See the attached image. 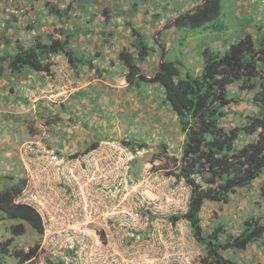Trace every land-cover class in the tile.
<instances>
[{
  "label": "rangeland",
  "instance_id": "1",
  "mask_svg": "<svg viewBox=\"0 0 264 264\" xmlns=\"http://www.w3.org/2000/svg\"><path fill=\"white\" fill-rule=\"evenodd\" d=\"M201 1L140 0L139 3L136 2L137 8L141 10L134 18L136 26L147 34L149 40L153 35L160 40L155 42L153 39L150 40V44H155V52L147 61L151 65L147 71L148 75H153L157 71L158 64L163 58L178 64L184 72L201 73L203 64L199 55L205 47L210 46L219 52H225L231 43L239 40L244 34L251 33L257 37L260 32L259 27L264 32V0H220L221 16L218 19L192 29L178 28L173 24L180 13L193 9ZM119 4H121L119 0H0V54L3 48L2 39L19 40L29 46L36 37H41L45 41L49 34L58 37L55 29L65 26L71 29V32L73 28V31L80 32L72 38V45L87 58L91 59L95 54L98 55V58L95 59V56L92 61L99 68L97 72L85 66L80 68L79 72H75L65 57L57 56L51 58L54 67L49 74L29 72L22 78L19 77L20 79L9 74L0 78V95L9 96L10 86L15 83L22 88L27 98V103L21 105L0 99V192L21 181L22 167L16 156L17 149L33 140L31 135L16 132V129L20 130L21 123L22 126L26 125L32 119L27 117L26 113H54L52 117L55 123L61 118L57 113H66V109L67 113H92V115L100 113L98 121L103 117L108 119V126L113 132L112 138L107 137L103 134L104 131L99 129L96 133L93 132L98 137L89 136L88 142L116 138L123 141L129 136L128 139L135 138L134 141L149 145L150 153L145 157L161 160L164 169L174 168L162 154L161 148L166 147L170 156L180 157L184 137L176 113L163 103V89L155 84L120 88L127 82L126 69L119 62L118 54L125 48L134 51L133 38L122 18L115 19L114 24H110L107 28L101 23L104 16ZM50 5L58 6L61 11L70 6L69 16L60 21L49 13ZM128 5V1L123 2L125 9ZM144 11L147 14H144ZM158 13L159 15L162 13V16L153 22V15ZM169 24L170 26H167ZM109 30H114L117 35L113 40L110 39V42L108 40L105 43L99 33ZM2 31L5 32V38ZM87 31L94 32L92 35L96 37H91ZM86 83L88 85L84 88L83 85ZM88 90L94 97V101H91L93 109L76 105L74 100L81 95V91ZM231 92L237 94L238 88L234 86ZM240 95L241 102L233 107V112L245 114L256 112L253 94L244 92ZM81 102L85 103L82 100ZM7 113L23 114L13 115L16 116L17 120H15L13 117L9 118ZM4 115H8L6 118L8 123L7 126L4 125L6 127H3L2 131ZM43 122L44 118L37 116L36 125L39 126ZM84 130L87 133L91 132ZM55 133L60 137L55 146L65 147L64 140L67 138L70 140V146L75 143L76 150L87 149V146L80 142L86 137L85 134L77 135L76 132L70 131L63 136L60 130H55ZM121 133L126 136H122ZM39 134L38 131L35 136ZM76 139L79 141H74ZM168 163L169 166L166 167ZM261 180H257L249 189L238 191L228 205L206 203L202 212L203 226L212 229L215 222L216 224L225 222L230 226L231 233L236 236L244 229L245 221L251 214L264 218V200L260 196ZM18 223L19 221L8 219L5 213L0 211V244L10 241L9 248L12 246L13 249L15 247L27 252L38 242L39 236L29 225L26 233L15 235L12 227ZM190 241L191 263L200 264L203 249L194 236ZM230 253L240 264H264V246L260 244L250 245L243 252ZM0 262L16 264L17 260L0 249Z\"/></svg>",
  "mask_w": 264,
  "mask_h": 264
},
{
  "label": "trees",
  "instance_id": "2",
  "mask_svg": "<svg viewBox=\"0 0 264 264\" xmlns=\"http://www.w3.org/2000/svg\"><path fill=\"white\" fill-rule=\"evenodd\" d=\"M119 1L121 4L108 12L101 23L107 28L117 18L125 20V26L133 38L134 51L123 49L118 54V60L126 69L125 80L128 86H160L164 92V105L177 115L184 137L181 155L170 156L166 147L161 150L174 166L169 174H175L191 187L188 212L184 219L189 222L195 240L203 249L199 263L240 264L232 258L230 252H243L250 245L264 246V218L251 214L245 221L244 229L234 236L225 222H215L212 229L205 228L202 212L205 204L209 202L230 204L233 195L238 191L249 189L264 177V32L259 27L257 37L251 33L244 34L231 43L225 52H219L210 46L205 47L199 55L203 64L201 73L184 72L178 64L163 58L157 71L148 75L151 65L147 61L155 52V44H150V40H160L156 35L149 40L147 34L136 26L134 18L141 11L136 2L139 3L140 0ZM125 1L129 3L127 9L123 6ZM70 11V6L63 11L55 5L49 7V13L60 21L67 18ZM144 14L147 13L144 11ZM160 16L162 13L153 15V22ZM220 16V0H202L193 9L180 13L172 23L178 28L192 29ZM73 30L71 32L65 26L60 27L55 29L58 37L49 34L46 41L36 37L29 46L19 40L2 39L0 78L9 74L20 79L29 72L49 74L54 67L51 58L57 56L65 57L75 72L85 66L98 72V66L92 61L98 55L95 54L90 59L80 54L71 43L72 38L80 32ZM2 33L5 38V32ZM87 33L96 37L92 35V31ZM116 35L114 30L99 33L105 43L113 40ZM234 86L238 88L237 94L231 92ZM10 91L9 96L0 95V99H5L8 103L13 101L17 105L27 103L20 86L13 83ZM244 92L253 94L256 112H233V107L241 102L240 94ZM32 121L33 119L30 120ZM28 127L31 134L35 135L39 131L35 126ZM97 145L98 142L89 149ZM168 166L169 163L166 167ZM23 185L21 178L19 184L0 192V211L8 219L19 221L12 227L13 233L22 235L26 233L29 225L39 236L38 242L27 252L15 247L13 249L12 246L9 248L10 241L0 244L3 253L16 258V264H26L36 256L42 231L38 214L31 207L15 202ZM260 185V196L264 200V179Z\"/></svg>",
  "mask_w": 264,
  "mask_h": 264
},
{
  "label": "built area",
  "instance_id": "3",
  "mask_svg": "<svg viewBox=\"0 0 264 264\" xmlns=\"http://www.w3.org/2000/svg\"><path fill=\"white\" fill-rule=\"evenodd\" d=\"M52 118L16 154L24 185L15 202L41 220L34 261L192 264L184 219L191 187L145 157L151 148L138 143L102 139L93 149L59 148L51 142Z\"/></svg>",
  "mask_w": 264,
  "mask_h": 264
},
{
  "label": "crops",
  "instance_id": "4",
  "mask_svg": "<svg viewBox=\"0 0 264 264\" xmlns=\"http://www.w3.org/2000/svg\"><path fill=\"white\" fill-rule=\"evenodd\" d=\"M90 84V83H89ZM88 84L86 83V85H83L84 86H87ZM126 86H128V84H126L124 87H120V88H126ZM86 88V87H84ZM83 88V89H84ZM81 95H78L77 97L74 98L75 102H76V105H82V107H89L90 109L92 108L91 106V101H94V97L92 95H90V91H81L80 92ZM85 98V100H84ZM81 100L85 103L83 104L81 102ZM73 103V102H72ZM72 103H70L72 105ZM93 109V108H92ZM64 112H65V109H64ZM9 114L8 115H4L3 118L5 120L2 121V131H3V127H6L7 126V123L8 121L6 120L7 116L9 118H15L16 116H13V115H16V114H23V113H7ZM37 114V115H36ZM54 113H26L27 117H32L33 121L30 122V123H27L26 125H23L21 126L20 130L16 129V132L20 131V133H26L27 135H31L30 137H33L34 134H31V130L29 129V125L35 126V128L37 127L38 130L40 131V127H38V125H36V118L37 116L39 117H43L44 119L46 118L47 119V116L49 118H52V115ZM60 117V120L55 123V121H49V126L55 124L56 126L55 127H58L59 130L61 132H65L64 133V136L67 135L70 131H73V132H76V134L78 135V133H80V135L82 134H85V138H82V140H80V142L84 145H86L87 147L90 145V142H88L87 140L89 139V136H93V137H98L97 134H94L93 132H97L96 130H103V134L107 135V137H111L112 138V130L111 128H109L108 126V119L104 118L101 120V121H98L99 120V114L98 113L97 115L94 113L92 115V113H67V109H66V113H57ZM111 114V113H109ZM41 115V116H40ZM100 122V123H99ZM6 125V126H4ZM84 129H87L88 131H91L89 133H87ZM8 130V129H7ZM5 130V131H7ZM115 132H116V129H115ZM118 134V132H117ZM53 135H56V134H53L51 133L50 136H52L51 138V142L53 144H55L56 142H59V136L55 137ZM122 136H126L125 134L121 133ZM115 136V134H114ZM129 137V136H128ZM127 137V138H128ZM117 139V138H116ZM76 142H78L79 140H74ZM64 142L68 145L70 140H68L67 138L64 140ZM75 144V143H74ZM59 148H63V146L59 147Z\"/></svg>",
  "mask_w": 264,
  "mask_h": 264
},
{
  "label": "clouds",
  "instance_id": "5",
  "mask_svg": "<svg viewBox=\"0 0 264 264\" xmlns=\"http://www.w3.org/2000/svg\"><path fill=\"white\" fill-rule=\"evenodd\" d=\"M42 73H43V72H42ZM45 74H46V73H45ZM47 118H49V117H47ZM52 119H53V120L50 119V121H55V120H54V117H53ZM58 121H59V120H58ZM58 121H57V122H58ZM55 126H56V125L53 124V128H56V129L58 130L59 128H58V127H55ZM60 132H61V131H60ZM64 133H65V132H63V136H64ZM55 134H56V133H55ZM56 136H59V135H56ZM59 138H60V137H59ZM134 139H135V138H133V139L131 140V139H128V138H127L126 140H127L128 144H135V143H138V144H140V145H144V146H147V147L149 146V145H146V144L143 143V142H141V143H140L139 141L136 142V141H134ZM100 140H101V139H100ZM114 140H118V139H114ZM124 140H125V139H123V141H124ZM96 141H97V140H96ZM64 143H65V142H64ZM68 145H69V144H68ZM72 146L75 148V144H72ZM39 241H40V240H39ZM38 246H39V243H38ZM36 255H37V254H36ZM34 258H35V257H34ZM34 258L32 259L31 262H28V263H26V264H37L36 261H34Z\"/></svg>",
  "mask_w": 264,
  "mask_h": 264
}]
</instances>
